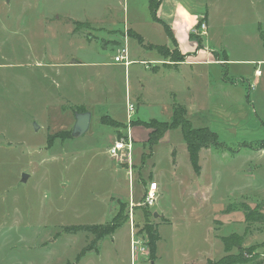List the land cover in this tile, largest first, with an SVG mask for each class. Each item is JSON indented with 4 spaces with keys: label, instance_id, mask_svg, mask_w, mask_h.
Masks as SVG:
<instances>
[{
    "label": "rangeland",
    "instance_id": "rangeland-1",
    "mask_svg": "<svg viewBox=\"0 0 264 264\" xmlns=\"http://www.w3.org/2000/svg\"><path fill=\"white\" fill-rule=\"evenodd\" d=\"M201 4L203 12L198 26L205 23V32L201 29V33H193L201 37L202 43L210 36L212 44L219 46L214 53L237 61L211 69L212 74H217L212 85L216 83L217 87L221 76L234 83L227 93L221 92L219 85L217 90L213 88L207 93L202 88L199 92L197 83L192 98L197 108L188 118L195 127H209L217 133L221 145L200 149L198 170L191 162L188 147L184 155L181 145H175L171 153L178 154L177 175L172 174L166 145L156 148L158 166L171 177L172 183L166 187L160 204L170 207L172 220L156 204L139 207L136 214L141 220L136 222L134 232L149 249L138 252L137 259H133L127 220L112 236L104 238L97 249L84 253V247L90 245L94 235L88 231L78 234L64 231L66 226L106 223L113 216L109 205L116 199L111 198L114 194L109 182L116 166L111 159H123V156L109 155V159L104 148L113 131L115 141L127 139L128 134V127L104 114L108 106L115 118L126 112L122 101L116 100L125 92V82L120 76L112 83L108 78H113L110 66L76 70L67 67L66 60L72 54H79L82 58L108 62L111 54L128 47L129 34L133 36L125 31L121 44L119 38L123 34L112 28L113 22L121 21L129 7L139 27L153 32V26L149 27L145 20V17L149 19V9L141 0H11V3L0 0V264H206L201 252L209 245L212 254L207 258L215 261L237 252L236 246H230L227 251L223 241V236L235 234L241 236L245 248L253 247L256 252H252L255 260L235 264H264V242L251 237L255 222L248 223L236 215L228 218L227 223L226 216L219 211L210 228L207 219L196 216L201 211H195L203 201L207 202V211L212 207L213 213L240 202L255 207V196L264 202V148H261L264 62L256 66L263 74L259 91L255 93L252 85L255 65L238 62L264 56L261 37V32L264 37V0H198V5ZM57 14H73L93 24L98 19L106 29L88 31L91 24L78 23L79 32L83 30L87 34L74 36L67 30L65 21L55 17ZM89 35L95 39L87 46L81 38L88 39ZM156 36L151 39L164 40V36ZM81 78L86 80L84 85L78 84ZM106 89L113 90L107 98L102 97ZM77 94L87 99L82 105L73 102ZM185 96L180 92L177 97L181 99L177 100L188 102ZM89 110L90 128L83 136L73 137L75 112ZM146 110L140 109L142 114ZM149 110L144 118L170 120L161 106ZM126 119L129 121L128 115ZM169 139H172L170 135L162 143L167 144ZM128 160L132 166L129 157ZM146 163L144 168L139 165L146 177L143 186L153 178L154 171L151 162ZM23 172L28 174L24 182ZM127 173L131 178L130 168ZM200 177L206 183L202 196L199 195L202 189L198 191L196 184ZM141 190L142 184L134 183V196L138 197L137 191L141 194ZM119 199L127 198L122 195ZM124 204L130 212L131 203ZM260 206L263 210L264 203ZM236 211L244 214L241 209L228 214ZM150 224L155 225L159 237L155 260L150 258L148 244Z\"/></svg>",
    "mask_w": 264,
    "mask_h": 264
},
{
    "label": "crops",
    "instance_id": "crops-1",
    "mask_svg": "<svg viewBox=\"0 0 264 264\" xmlns=\"http://www.w3.org/2000/svg\"><path fill=\"white\" fill-rule=\"evenodd\" d=\"M11 3V0H9ZM143 3V6L146 7V9L149 11V19L148 17H145V20L148 21L147 23L153 26L151 31H144L142 30L139 25L137 24V17H134L133 13H129V7L127 8V12L124 14L123 17H121V21H114L112 28L119 31V33L123 34L121 35V38H119V41H121V44L124 42L125 39V31H129V33H133V36L129 34V38L127 40V45L129 49V59L132 61L128 66H125V64L121 62H116L114 60V56L116 53L111 54L109 57V61L106 63L91 60V58L83 57L79 54H72V56L69 58V60H66L67 67L70 68H88V67H97V66H110L111 74L113 75L111 78L108 76L109 80L112 83L117 82V78L120 76V80L125 82V92L123 94V97L121 99L116 98L118 101H122L123 108L125 107V111L122 116L118 114L119 116L115 118L112 112L111 106H108L105 108V115H108L112 118H114L117 122H120L121 125H123L125 128H127V133L130 132L132 135V141H134V150L132 152V155L130 156V161L132 166H129V160L127 153H123V159L126 158V160H123L122 158L117 159H111L110 154L108 153V149L110 146L114 144L115 138V131L113 133L109 134V140L110 142L106 143V148H104L105 154L108 156L109 159H111L114 162V166H116L112 170V174L110 175V187H111V193L114 195L111 196L112 199H116V201H111L112 203L109 205L110 211L113 213V216L109 221L106 223H92V224H79V225H72V226H94V225H104L107 223H110L114 220L117 214H119L121 208L125 207L126 205L124 203L130 204L131 203V210L133 211V221H131L130 218V212L129 208L126 209V220L128 223L129 228V238H130V249H131V256L133 259H135L137 256L133 254L132 251V230H135L136 222L140 221V215L136 214V210H139V207H142L139 204L143 200L144 194L146 192V189L148 188L150 181H157L158 182V193L159 198L157 200V208L161 209L162 213L167 216L170 220H172V215L170 212V207H163L160 204V201L162 200L165 192H167L166 187H169L171 185V180L169 182V179L171 178L165 171L158 166L156 158H157V147H161L166 145V154L170 160L171 168H172V174L177 175L176 170L180 166V162H178V154L175 155L171 153L173 147L180 146L181 150L186 155L187 151V145L184 140L182 131L180 128L176 129H170L165 132L163 137L159 140L157 145L154 147H150L148 144V138L149 134L151 132V129L145 126L144 124H140L137 121H143L148 122L151 119H155L154 117L144 118L145 114L150 112L149 109L157 106H161L163 111H166L169 115V119H171L173 115V107L175 104H182L187 107V117L190 114V112L197 107L193 105V91L195 90V86L198 83V89L199 92L202 90V88L206 89V92L208 93V90L212 91L219 89L223 93H227V91H230L233 89L234 83L230 82L226 76H221L219 79V84L216 87V83L212 85V79H214V76L217 77V74H212V66H216L218 64L227 65L230 64L233 61H237L236 59L227 57H221V55H218L214 53L215 50H219V46H214L212 44L211 37L209 36L208 39H204L202 46L199 45V42L196 38L192 37L191 35L194 34L195 27L198 26V23L200 21L201 13L203 12L202 4L198 5V0H160L159 8L157 9L156 16L157 18H154L149 6V0H141ZM122 16V15H121ZM58 19L61 21H65L66 28L69 32H71L74 36L81 34H87L86 31L78 30L77 24L78 23H89L91 24V27L87 30L90 31V29L96 30V29H104L105 26L102 24V21H98V19H94L96 21L95 24H93L89 20H80L79 18L73 16V14H67L66 16L57 14ZM96 18V17H95ZM91 19V18H89ZM119 20V19H118ZM165 25L169 27L172 37L175 40V42L172 41L171 36L169 35V32L165 28ZM211 27V26H210ZM106 29V28H105ZM151 32V33H150ZM147 34H150L148 36ZM165 34V35H164ZM196 34V33H195ZM262 42L264 45V37L262 36ZM156 35L164 36V40L159 42L157 40H152L153 38L156 39ZM87 38L83 37L81 40L83 43L87 46H90V43L95 39L92 37V35L87 36ZM150 37V38H149ZM152 37V39H151ZM117 42V41H116ZM154 46H167L168 51L163 49L159 50L158 48ZM97 51V49L95 48ZM176 50L180 55L184 56L183 60H180L179 58H176L177 54L173 55V51ZM73 57V58H72ZM240 63H251L255 65V67L260 65V63L264 62V56L260 57L258 59H245L242 61H238ZM53 65H59V62L52 63ZM216 71V70H215ZM253 76L255 78V83L252 82L254 93L259 91V86L261 84L260 78L263 73L256 67L253 70ZM225 75V74H223ZM88 77V76H87ZM89 81L90 77H88ZM260 82V83H259ZM86 83V80L84 78H81L80 81H78V84L84 85ZM259 85V86H258ZM113 92L112 89L105 90L102 92V97H106L108 95H111ZM184 93L187 98L188 102H181L177 100V98L181 99L180 97H177L179 93ZM211 95V94H210ZM129 99L130 102H132L135 105V114L132 116V122L127 121V100ZM73 102L75 104L82 105L87 99L84 97V95L80 96L77 94V96L73 97ZM171 99V101H170ZM101 102V101H99ZM102 104V102H101ZM140 109H147L144 114L141 113ZM90 111V110H89ZM78 112V111H76ZM84 112V111H79ZM91 112V111H90ZM92 113V112H91ZM129 118V116H128ZM92 119V118H91ZM73 129V128H72ZM178 134V135H177ZM108 135V134H107ZM171 136L172 139L167 142V144H163V140L168 139V136ZM177 135V136H176ZM83 136V135H81ZM174 137V138H173ZM175 141L177 142L175 144ZM155 148V149H154ZM103 149V148H102ZM263 149V148H262ZM149 150L150 152L147 153ZM211 150V149H210ZM264 150V149H263ZM203 154V153H202ZM201 154V157H202ZM110 155V156H109ZM156 155V157H154ZM185 157V156H184ZM185 159V158H184ZM183 159V160H184ZM151 162L152 168L154 169L153 172V178H149L146 182L145 186H143V180L144 175L141 171V167L144 168V165H147V161ZM140 163V164H137ZM133 164H135L133 166ZM141 165V167L139 166ZM129 166V167H128ZM129 168L132 170V176L130 178ZM202 175V174H201ZM200 177V181H197L196 184L198 185V191L201 189L200 196L204 195V187H206V183L203 182V180ZM167 179V181H166ZM193 182V181H192ZM134 183L136 186H140L142 184L143 190L138 192V197L134 196L133 193V185ZM195 183H191L192 186H194ZM208 187V186H207ZM196 188V187H195ZM208 191V189H206ZM129 191H132L130 194ZM122 195H126L127 199L120 200L119 197ZM137 197V198H136ZM110 198V199H111ZM119 199V200H117ZM202 199V198H200ZM205 199V197L203 198ZM258 203H264L261 202L259 198H256V196L253 198ZM127 201V202H125ZM124 202V203H123ZM134 203V204H132ZM207 202H202L201 204H197V208H195V211L197 209L201 211L199 215H196L199 217V219H207V224L209 227L213 228L214 220H217V215L220 212H222L226 217L224 220L228 223V218L236 217V215H239L240 218L244 219V214L241 213V211H236L234 213H229L226 211L227 207H223V209H220L218 211L212 212V207L209 209V212L207 211ZM143 208V207H142ZM108 210V208H107ZM106 211V210H105ZM264 212V209L262 210ZM108 214V212H107ZM156 216H158V213H154ZM229 216V217H228ZM234 216V217H233ZM135 217V221H134ZM211 220H210V218ZM125 220V221H126ZM209 220V222H208ZM234 220V219H233ZM172 222V221H170ZM260 222L256 221L253 224V229L255 232L252 234V238L256 242H264V222L262 224H259ZM125 225V222L122 223L120 227ZM119 227V228H120ZM117 228L116 231L119 229ZM86 231V230H80L77 232H68L69 234H78L79 232ZM115 231V232H116ZM215 231V229H214ZM91 232V231H88ZM113 232L112 234H114ZM92 233V232H91ZM216 233V231H215ZM93 234V233H92ZM110 234V236H112ZM94 235V234H93ZM109 236V235H107ZM107 236L100 239L96 246L94 248H89L88 251L97 249L99 243L106 238ZM216 237V234H215ZM94 239V237H93ZM92 239V241H93ZM259 240V241H258ZM91 244V243H90ZM87 247V246H86ZM85 248V247H84ZM203 261H205L206 264L209 263L210 260H212L210 257H208L209 254H212V246L209 245V248L206 247L201 252ZM137 259V258H136Z\"/></svg>",
    "mask_w": 264,
    "mask_h": 264
},
{
    "label": "trees",
    "instance_id": "trees-1",
    "mask_svg": "<svg viewBox=\"0 0 264 264\" xmlns=\"http://www.w3.org/2000/svg\"><path fill=\"white\" fill-rule=\"evenodd\" d=\"M160 0H149V6L154 18H157L156 12L159 8ZM87 24V23H82ZM78 27V26H77ZM165 28L169 32V35L173 39V35L168 26L165 25ZM196 38L199 42V45L202 46L201 37L199 35L192 36ZM159 50H167V46H154ZM177 54L176 58L183 60L184 56L180 55L176 50L173 51V55ZM112 120V119H111ZM113 121V120H112ZM114 122V121H113ZM140 124H144L148 128L151 129L148 138V144L150 147H154L159 140L163 137L166 131L170 129L180 128L184 137V140L187 144L189 155L191 162L193 163L195 169H199V153L202 147L209 146H220L221 143L218 139L217 133L213 132L209 127H195L190 119L187 117V109L182 104H175L173 107V115L170 120L161 121L158 119H151L148 122L137 121ZM72 135V132H71ZM261 148H264V142L261 145ZM262 206V205H261ZM260 203L256 204L255 207H252L250 204L246 202L234 203L230 204L227 207V212L234 209H241L245 214L246 222H264V212ZM125 207L121 208L119 214L116 215L114 220L110 223L104 225H94V226H66L64 227L65 232H77L80 230L91 231L94 234V239L90 245L85 247L82 253L89 250V248H94L97 242L103 237L112 234L119 228L122 223L126 220ZM149 241L148 244L150 246V258L152 260L156 259L157 252V240L159 239L157 229L154 224H150L147 229ZM223 241L225 242V247L227 251L230 249V246H236L237 252L235 254L228 253L223 256L220 260H210L208 264H235L239 262H250V260H255L253 257V253H256L253 247L245 248L242 243V239L240 235L223 236ZM264 247V244L262 245ZM252 254V255H251ZM66 264H74L73 262H68Z\"/></svg>",
    "mask_w": 264,
    "mask_h": 264
},
{
    "label": "built area",
    "instance_id": "built-area-1",
    "mask_svg": "<svg viewBox=\"0 0 264 264\" xmlns=\"http://www.w3.org/2000/svg\"><path fill=\"white\" fill-rule=\"evenodd\" d=\"M205 27L206 24L202 23L200 26H198L197 29H194V32L201 33V29H203L202 32H205ZM114 60L116 62H121L125 64V66H128L132 61L129 59V49L127 46L122 47L118 53L115 54ZM127 108H128V116L129 120L132 118V114L135 111V105L128 100L127 103ZM133 151V141H132V136L130 132L127 134V139L120 138L117 139L114 144L109 148V153L113 157H117L119 155H122L123 153H127V155L130 156L132 155ZM158 182L157 181H150L148 188L146 189V192L144 194L143 200L139 202L138 205L140 206H147V207H152L157 203V200L159 198V193H158ZM134 204V203H132ZM130 218L131 221H133V211H130ZM132 251L134 256L138 254V252L145 253L149 249L147 248L146 245L144 246V242L141 238L137 237L134 230H132Z\"/></svg>",
    "mask_w": 264,
    "mask_h": 264
},
{
    "label": "water",
    "instance_id": "water-1",
    "mask_svg": "<svg viewBox=\"0 0 264 264\" xmlns=\"http://www.w3.org/2000/svg\"><path fill=\"white\" fill-rule=\"evenodd\" d=\"M91 117H92V113L90 111L75 112V123L72 129L73 137H80L90 128ZM35 126L36 128L38 127L37 123L35 124ZM27 177L28 174L26 172H23L21 181L23 182L26 181Z\"/></svg>",
    "mask_w": 264,
    "mask_h": 264
}]
</instances>
